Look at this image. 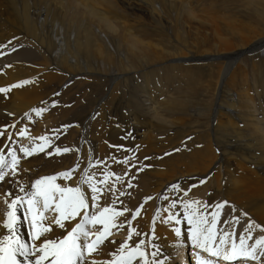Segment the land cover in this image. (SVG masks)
Returning <instances> with one entry per match:
<instances>
[{
	"label": "bare ground",
	"instance_id": "obj_1",
	"mask_svg": "<svg viewBox=\"0 0 264 264\" xmlns=\"http://www.w3.org/2000/svg\"><path fill=\"white\" fill-rule=\"evenodd\" d=\"M123 1L127 4L130 3V0H121V2ZM133 1L141 5L143 7L142 10L148 16L154 15L152 7L150 8L148 5L153 0ZM159 1L164 5L174 3V0ZM201 1L212 9L215 6L214 0ZM252 1H254L253 6L250 3ZM98 2L103 3L106 9L97 8L92 4V0H44V9L30 0H0V45H3V47H0V53H3L0 55V87L13 85L23 79L30 78L32 81L28 85L11 88L7 94L0 93V131L3 132V135H0V150L3 151L5 156H7L8 147H12L17 152L20 164L16 179L20 183L30 186L31 181L41 176L55 175L57 172L67 171L79 163L80 167L75 169L68 181H65L62 177H57L56 180V183L61 186L74 187L80 172L88 165L89 154L91 152L93 165L89 168V175L95 171V180H102L104 171L120 174L119 179L116 176H111L106 184L101 186L98 203L102 206L112 204V193L109 192L105 197L103 189L104 187H110L114 181L116 203L113 206L119 209L123 205L128 209L122 212L121 216L114 217V222L127 218L131 221V226L137 232L144 234L143 238L146 241L149 236H152L154 240L158 238L156 242H159L163 246V251L170 257L167 264H185L186 259H188V264H194V255L191 245L186 241V222L181 219V224L179 225L185 241L181 244L182 251H185L186 248V251H183L181 254L180 250H178L179 248L175 247L176 237L173 228L177 225H175V221L164 222L163 218L168 215V212H165L163 209L168 207L169 200L189 199L207 204L206 211L211 212L218 200H215V196L205 195L207 183L214 186V194L216 192L219 193V197H223L227 202L229 200L234 201L230 205L232 212L230 215L227 214V219L231 221L234 215L239 217L238 221H241L240 231L244 230L249 219L264 228V125L257 122L256 113H251L247 110L248 107H251L248 102L249 100L247 101L242 93V104L244 105L238 104L237 106L238 110L245 112L242 122L243 127L236 128V126H232L234 128L231 129L230 126V129L236 135L246 134L252 136V143L253 140L254 143H251L248 149H242L250 154L244 155L242 152L243 155H240L241 153L239 152L238 154L237 151L235 153L234 149L238 144L230 146L232 152L221 147L222 152L219 150L221 153L218 154L215 149L213 150L209 136L207 139L204 138L205 133L203 137H199L198 135L192 146L184 154L176 152L175 147L169 144L175 140L176 135H167L161 141L154 136L148 139L152 122L157 121L160 125L164 124V121H158V116L161 112H172L185 108L184 105L186 103L185 100L180 103L177 99L165 98L163 94L164 89H162L165 85L159 82V78L163 75L166 77L168 75L173 80L175 90L186 95L193 86L188 81H181L180 78L182 76L180 73L187 75L188 78L193 76L185 61L199 60L201 58L209 59L212 58V55L205 53L193 54L179 59L172 57L152 64L146 63L144 59H151L153 54L148 50L150 48L149 45L143 43V39L151 33L160 36V24L151 27L147 26L148 28L142 30L140 28V33L135 31V33L130 34L127 27L115 22L114 17L117 18L118 16L114 0H98ZM184 3L185 1L182 0L180 6ZM244 3L252 13L249 18L252 19L254 24L241 23L238 27H234L237 31H244L242 33L239 32L238 39L240 41L244 40L246 35L252 32L253 27L257 25L260 29L257 40L247 48L246 52L257 48H261V51L264 52L262 46L264 45V0H246ZM178 8L179 6L175 2V8H172L174 12L173 17L171 18L169 15H166L162 20L165 24L174 26L175 31L181 27L179 23L181 14ZM40 10L43 11L41 19L38 18ZM144 31H146L145 36L143 34ZM169 31L173 36V42L177 43V32H172V28ZM132 35H134V38L130 39L129 37H132ZM52 36L55 37L54 40H52ZM168 38L170 39V37ZM206 41V39H203L201 43L203 44ZM109 43L112 45V48H110ZM120 46L122 47L120 48ZM16 48H18V52H14ZM243 51L218 54L216 57L227 59V66L231 67ZM121 55L127 58L130 63L135 64V68L130 71H133L137 77H140L139 82L136 80V89H114L116 88L115 84L110 83L109 89L103 90L101 100L104 101L103 103L107 102L110 107L114 106L113 110L116 111L115 114H112L114 117L104 118L101 113L95 116L97 104L93 109V115L95 116L93 122L89 113L83 118L84 122L89 121L92 124L91 133L80 139L76 146L72 142L63 144L62 147L72 149L67 153L46 155L54 146L52 143L57 138L55 129L48 125L46 114L51 110H64L68 106L66 96H64L68 89H63L65 82L68 80L66 77L68 76L66 73L64 80L59 76L60 73L65 72L63 67L84 69L83 74H90L89 76L93 80L101 81L103 79L102 76L114 77V75H120L117 69L112 66L118 62L117 59ZM105 59L110 60L113 64L107 70L98 72L89 69L91 62L105 69L106 65L103 62ZM170 62L175 67L166 69V65H169ZM252 69L254 71L253 80L259 87H262L261 95L264 96V78L260 72L259 64L255 63L252 65ZM148 70H154L155 72ZM227 72L228 68L223 69L217 87L208 90V93L216 99L220 95V90L216 89L224 88L223 83L225 82ZM120 77H116V79ZM233 81H236L235 77H232ZM116 84L118 85L119 83L117 82ZM167 86H169V83ZM198 90L201 94V89ZM99 91L102 90L100 89ZM54 93H58L59 95H54ZM52 100L58 101L55 107L51 104ZM45 105L46 107L48 106L46 113L42 112L37 115L30 111L34 107L44 108ZM197 106L201 107L202 104L198 102ZM119 108L120 111L118 112ZM211 109L209 123L214 131L213 134L217 136V115L220 107H212ZM196 110L198 114H206L202 111V108H200V111L197 108ZM236 110L234 104V108H229L226 112L228 114L231 112L232 114ZM26 112L29 113L28 117L24 115ZM69 122L70 124H74L75 118L70 119ZM12 125H15V127H11ZM21 127L26 129V136L16 135ZM9 133H11V140L18 141V143L12 144L11 141L7 144L5 143L6 140H9ZM44 135H47L52 141L44 152H37L26 158L23 156V153L19 152L20 144H30L33 140L36 143H40L35 138ZM122 136H126L127 138L121 139ZM215 139L217 145H221L217 138ZM232 141L234 142V140ZM229 142H231V139ZM114 145H123L124 148L117 150L115 147H112ZM56 146L60 147L59 144H56ZM88 148L90 149L88 150ZM218 148L220 149V146ZM77 149L79 153H77ZM126 149L132 150L135 159L131 158L132 154L126 151ZM254 150L258 153H253ZM235 154L238 155L234 156ZM78 155L79 160L77 159ZM124 156L130 157V163L133 167H127L122 163H118ZM110 157H115L116 159H111ZM145 157H148V159L145 160ZM184 160L185 162H182ZM97 161H101L102 163H98ZM230 163H233L234 167L229 168ZM144 165L149 166L143 167ZM135 168H141L142 170L137 172ZM206 168L208 169L206 170ZM213 169L216 170V173L218 169H221L222 178L218 176V173L217 175L216 173H212ZM125 171L128 172L127 176L123 175ZM208 173H210V176L208 175L209 179L206 182H198L192 187L181 186L180 191L175 193L169 187L171 184L177 182H182L183 185H186L188 179L193 175H197L198 178H204V175L206 176ZM11 178L12 174L8 172L6 174V181L11 180ZM6 181L0 182V200L4 202L3 190L11 187ZM83 187L86 188L87 186L84 185ZM188 188L189 190H187ZM12 190L14 194L19 189ZM185 193H187V196H185ZM145 197H151V199L145 200ZM160 197H167V199H160ZM88 199L89 201L91 199L90 191ZM226 205L229 206L228 203ZM137 208L140 211L135 218H132L131 212ZM157 208L161 209L158 213L156 211ZM179 208L180 206L177 204L178 211L175 214L178 217H182L183 212ZM227 209L230 210L228 207ZM6 210L5 203L4 207L0 210V236L7 234V229L3 228ZM241 211L246 213V215L240 216ZM17 215L21 216L22 221V214L17 212ZM54 215V213L49 212L46 216L47 225H50L52 228L51 234H46L49 235V238H62L74 226V221L76 223L79 222V217L62 221L66 225V228L61 229L52 223ZM154 215L157 217L155 221L152 220ZM102 227V225H93L94 229ZM127 228L128 225L125 224L120 228V232L112 229L113 234L106 239L109 241L114 240L115 243L100 246L99 252L91 254L89 259L98 261L112 259L109 254L114 252L119 247V244L128 236ZM20 232L27 241V228L22 222ZM259 235H264V231L254 229L253 237ZM136 239L137 237L134 234L129 239V244H133ZM178 253L181 255H178ZM202 255L206 254L202 253ZM178 259L179 261H177ZM133 264H137V262L134 261ZM233 264H237V262H233Z\"/></svg>",
	"mask_w": 264,
	"mask_h": 264
},
{
	"label": "rangeland",
	"instance_id": "obj_2",
	"mask_svg": "<svg viewBox=\"0 0 264 264\" xmlns=\"http://www.w3.org/2000/svg\"><path fill=\"white\" fill-rule=\"evenodd\" d=\"M30 1L36 3V5L44 9V0ZM181 1L182 0H174V3L170 5H164L159 0H153L151 3H148L150 8L152 7V13L154 14L150 17L145 11L142 10L143 7L133 0H130V3L128 4L124 1L121 2V0H114L118 16L117 18L114 17L115 22L119 25L127 27L130 34L135 33V31L140 33V30L142 29H146L149 26L151 27L153 25L157 26L160 24V36H156V34L153 35L152 33L150 35H146V31L143 32L144 36L146 35L143 39V43L149 45L150 48L148 50L153 54V57L151 59H144V62L152 64L165 58L173 57L174 59H179L183 58L184 56L193 54L205 53L208 55H212V58L209 59L201 58L202 60L199 59L193 61H185L190 68V72L193 76L191 78H188L187 75L180 73L182 76L180 80L188 81L193 86V88L190 89L186 95L175 90L176 88L173 86V80L168 75L167 77L163 75L159 78V82L165 85L162 88L164 89L163 94L165 98L177 99L180 103L185 100L186 103L184 105L185 108H180L172 112H161L158 116V121H164V124L160 125L157 123V121L152 122V127L150 128L148 139L154 136L159 138V141H161L166 138L167 135H176L175 140L169 144L175 147L176 152L184 154L192 146L193 142L196 140V137L198 135L199 137H203L205 133L204 138L207 139V137L209 136V140H211L213 150L215 149L216 153L218 154L222 152L221 147H224L227 151L232 152V149H230V146L232 144H238L234 149L235 153L237 151L238 154L239 152L241 153L240 155H243V153L244 155L250 154L243 150L248 149L249 145H251L252 136L246 134L236 135L231 132V129L235 126L236 128L243 127L242 122L245 116V112L242 110H238L237 106L238 104H241L242 106L244 105L242 104V93L244 97H246L245 99L247 101L249 100L248 102L251 105V107H248L247 110L251 113H256L257 122L264 125V98H262L264 96L261 95L262 87H259V85H257L253 80L254 71L252 69V65H254L255 63L259 64L260 72L264 78V52L261 51L260 47V49L257 48L253 49L250 52H246L247 48L251 44H253L255 40H257L260 29L257 25H255L253 27V31L248 33L244 40L240 41L238 39L239 32L242 33L244 31H237L234 27H238L239 25H241V23H247L251 25L254 24L252 19L249 18L252 13L244 3V1L246 0H221V2H219V0H214L215 6L213 9L203 4L201 0H184L185 3L180 6ZM175 2L179 6L178 10L181 14V17L179 19L181 27L178 30L176 29L177 31H175L174 26L165 24L162 21L166 15H169L171 18L173 17L174 12L172 8H175ZM253 2L254 1L250 2L252 6ZM92 4L99 9H106L105 5L103 3H99L98 0H92ZM139 7H141V9H139ZM39 12L40 13L38 18L41 19L43 16V11L40 10ZM155 15L159 18V20ZM158 21H160V23H158ZM164 26H166L168 29ZM171 28L172 32H177V43L173 42V36L169 31V29ZM168 37H170V39ZM51 38L52 40H54L55 37L52 36ZM129 38L133 39L134 35ZM203 39H206L207 41L205 43L203 42L202 44L201 41ZM109 45L111 46L110 48H112V45L110 43ZM262 46L264 48V45ZM121 47L122 46H120V48ZM241 50H244L243 53L237 57L235 63L231 67L227 66V59L216 57L218 54H227L228 52L232 53ZM14 52H18V48L14 49ZM161 52H163V54H161ZM117 61L118 62L114 64L117 65L114 66L110 62V60H103L106 65L105 69H102L96 63H90L89 69L92 71L103 72L107 70V68H110V65H113L112 67H115V69H117V72L120 73V75H114V77L102 76L103 79L101 81L93 80L89 76L90 74H83L84 69L82 70L78 67L68 66L63 67L65 72L60 73L59 76L62 78V80L65 79L66 73L68 76L66 77L68 78V80L65 82V86L63 87V89H68L66 94L64 95L66 96V103L68 106L61 111H48V106L46 107L45 105L44 108L47 110L43 111L45 113L48 111L46 114L48 125L50 127H53L55 129V132L57 133V138L54 140V143H52V145L56 146V144H59L60 147H62L63 144L72 142L74 146H76L77 142L80 139L91 133L92 124H90L89 121L84 122L83 118H85L89 113V115L91 114L90 118L93 122L96 116L93 115V109L97 104L96 114L101 113L104 118L114 117L112 116V114H115L116 112L113 110L114 106L110 107L108 106L107 102L103 103L104 101L101 100L103 96V90L109 89L108 87L110 83L115 84L116 88L114 89H136V80L139 82L140 77H137L136 73L130 71L131 69L135 68V64L130 63L127 58L122 55L118 57ZM169 67L175 66H173L172 62H170L169 65H166V69H168ZM226 68H228V72L225 78V82L223 83L224 88L216 89L220 90V95L216 99L213 95H210L208 93V90L217 87L219 78L221 76V71ZM148 71L155 72L154 70ZM119 76L121 77L116 79V77ZM232 77L236 78L235 82H232ZM117 82L119 83L118 85L116 84ZM168 83L169 86H167ZM97 89H101L102 91H99ZM198 89H201V94L199 93ZM237 96L239 97L236 101ZM198 102L202 104L201 107L197 106ZM234 104L237 110L232 114L231 112L228 114L226 112L227 109L234 108ZM217 106L220 107V111L217 115L218 129L216 136L213 134L214 131L212 130V126H210L209 119H211V108H216ZM53 107H55V105ZM195 107L198 109V111H200V108H202V111L206 114H198ZM252 108L254 109L252 110ZM91 111L93 112L91 113ZM119 111L120 108L118 109V112ZM239 111L241 112L239 113ZM72 118H75L74 124H70L69 122V120ZM215 138H217L221 145H217ZM230 139L232 143L229 142ZM232 140H234V142ZM218 146H220V149L218 148ZM89 149L90 148H88V150ZM253 153L258 152L254 150ZM238 154H235L234 156ZM182 162H185V160ZM230 164L231 165H229V168L234 167L233 163ZM207 169L208 168H206V170ZM221 169L217 170L218 176H220V178H222ZM212 173H216V170L213 169ZM208 175L210 176V173H208L206 176L204 175V178H198L197 175H193L188 179L186 185H183L182 182L177 183L179 184V187H192L201 180L206 182L209 179ZM213 188V185L207 183V187L205 188V195L215 196L216 199L215 197L214 199L216 201L218 200L216 204L220 201H225L223 197H219V193H213ZM187 190H189V188ZM0 203L1 210L2 207H4L5 202L3 200H0ZM231 203H234V201L229 200V206L225 204L222 207L223 209L221 208L219 210L221 219L218 221V227L224 229L229 228L230 225L225 224L224 221H228L227 214L230 215L232 212V208L230 209ZM226 206L230 210H228ZM240 224L241 221L235 222L236 232L234 234V238L236 239H238L239 232H241L239 229ZM87 227L93 228V225H88ZM251 242L252 241H249V243ZM178 248V250H180L179 252H181L182 254L184 251H182V245H180ZM181 254L178 253V255ZM179 259L177 261H179Z\"/></svg>",
	"mask_w": 264,
	"mask_h": 264
},
{
	"label": "snow or ice",
	"instance_id": "obj_3",
	"mask_svg": "<svg viewBox=\"0 0 264 264\" xmlns=\"http://www.w3.org/2000/svg\"><path fill=\"white\" fill-rule=\"evenodd\" d=\"M0 47H3V45H0ZM2 54L0 53V55ZM31 82L29 78L17 81L13 85L0 87V93L7 94L11 88L22 87ZM54 95L59 94L54 93ZM57 103V100L51 101L53 106ZM46 110L45 108L34 107L30 111L39 115ZM24 115L28 117L29 113L26 112ZM11 127H15V125ZM0 135H3L2 131H0ZM16 135L26 136V129L24 127L19 128ZM126 138V136L121 137V139ZM35 140H39L40 143L33 140L30 144L19 145V152L23 153L25 158L37 152H44L52 143L47 135L36 137ZM9 141L12 144L18 143V141L11 140V133H9V140H6L5 143H9ZM112 147L117 150L124 148L123 145ZM71 150L68 147L53 146L46 155H59L62 152L67 153ZM76 151L79 153L78 149ZM126 151L132 154V159H135L131 149H126ZM110 158L116 159L115 157ZM77 159L79 160V155ZM144 159L147 160L148 157ZM97 162L102 163L101 161ZM118 163L133 167L129 156H124ZM19 164L20 158L12 147H8L7 156L0 150V182L6 181L8 172L12 174L11 180L6 181L11 187L5 188L2 193L7 208L3 228L7 229V234L0 236V264H133L134 261L137 264H167L170 257L163 251V246L156 242L158 238L154 240L152 236H149L146 241L143 238L144 234L137 232L127 218L114 222V217L121 216L122 212L128 210L123 205L119 209L113 206L116 203L114 181L110 187H104L103 189L105 197L109 192L112 193V204L102 206L98 203L101 186H104L111 176H116L119 179L120 174L104 171L103 179L95 180V171L89 175V168L93 165L91 152L88 165L80 172L74 187L61 186L56 183V180L57 177H62L65 181H68L75 169L80 167L79 163L67 171L57 172L55 175L41 176L31 181L30 186L22 184L16 179ZM148 166L144 165L143 167ZM141 170V168H135L137 172ZM123 175L127 176L128 172L125 171ZM203 182V180L200 181V183ZM84 185L87 187H83ZM169 187L174 193L180 191L177 183H173ZM17 188L19 190L13 194L12 189ZM89 191L91 194L90 201L88 199ZM185 196H187V193H185ZM144 199L148 200L151 197H145ZM160 199H167V197H160ZM227 203V201H220L214 205L211 212H208L206 211L207 204L199 201L189 199L169 200L168 207L163 209L168 212V215L163 219L165 223L175 221V225H177L173 228L176 237L175 247H179L185 242L182 230L179 227L182 219L187 224L185 229L186 241L193 249L194 264H233V262H237V264H264V235L253 237L254 229L264 231L260 224L249 219L244 230L239 232L238 239L234 238V234L236 232L235 222H238L239 217L234 215L231 221H224L225 224L230 225L227 229L218 227L219 210ZM177 204L180 206L179 210L183 212L182 217L175 214L178 211ZM139 211V208L132 211V218H135ZM156 211L158 213L161 209L157 208ZM17 212L22 214V221ZM49 212L55 214L52 217V223L61 229L66 228L62 221L79 217V222L74 221V226L62 238H49V235H46L52 232V228L47 225L46 220ZM244 215L246 213L241 211L240 216ZM156 219L157 217L154 215L152 220L155 221ZM21 222L27 228V241L20 232ZM125 224L128 225V236L114 252L109 254L112 259L104 261L89 259L91 254L99 252L100 246L115 243L114 240L109 241L106 238L113 234L112 229L119 231ZM88 225H102L103 227L94 229L87 227ZM134 234L137 239L133 244H129V239ZM249 241L252 242L249 243ZM202 253L206 255H202Z\"/></svg>",
	"mask_w": 264,
	"mask_h": 264
}]
</instances>
